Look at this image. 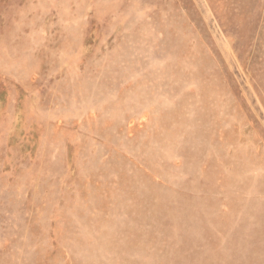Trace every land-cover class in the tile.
<instances>
[{
  "label": "rangeland",
  "instance_id": "obj_1",
  "mask_svg": "<svg viewBox=\"0 0 264 264\" xmlns=\"http://www.w3.org/2000/svg\"><path fill=\"white\" fill-rule=\"evenodd\" d=\"M0 264H264V0H0Z\"/></svg>",
  "mask_w": 264,
  "mask_h": 264
}]
</instances>
